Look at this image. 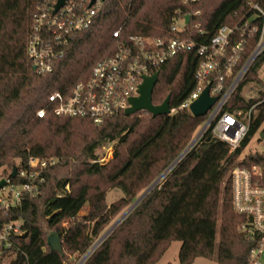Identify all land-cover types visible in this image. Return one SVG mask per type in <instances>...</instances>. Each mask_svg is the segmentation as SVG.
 <instances>
[{"label": "trees", "instance_id": "16d2710c", "mask_svg": "<svg viewBox=\"0 0 264 264\" xmlns=\"http://www.w3.org/2000/svg\"><path fill=\"white\" fill-rule=\"evenodd\" d=\"M45 3L0 0V178L18 185L26 178L10 176L13 166L28 170L30 156L56 160L39 173L43 181L37 182L34 196L23 194L7 212L0 210V229L10 221L20 223L21 232L11 237L6 252L15 254L9 264H76L120 210L187 147L208 116L182 109L156 116L145 110L129 115L120 111L99 123L50 112L38 117L39 108H48L49 93L66 94L75 82L85 80L98 59L113 53L119 39L167 35L172 20L186 13L192 16L184 35L198 43H208L223 25L236 27L233 41L244 30V50L233 76L259 39L264 13V0H104L93 23L73 33L53 69L37 73L26 44ZM244 23L256 31L247 36ZM119 27L115 38L112 32ZM198 62L191 49L161 63L152 103L169 96V107H177L195 86ZM263 65L261 53L221 109L245 113L262 100L239 146L228 153V145L212 134L211 122L82 264H155L173 240L180 242L179 264L197 257L219 264L248 263L253 240L240 230L246 218L232 206L229 171L264 120ZM251 83L258 96L246 98L243 88ZM107 145L111 156L100 160L99 150ZM112 188L122 196L107 203ZM51 232L59 233L62 254L48 247Z\"/></svg>", "mask_w": 264, "mask_h": 264}, {"label": "built area", "instance_id": "2783aa9c", "mask_svg": "<svg viewBox=\"0 0 264 264\" xmlns=\"http://www.w3.org/2000/svg\"><path fill=\"white\" fill-rule=\"evenodd\" d=\"M103 1L94 0L91 3V0H65L54 13L52 11L56 0H47L42 5L41 12L35 15L33 32L26 44V55L37 73H47L53 69L55 59L62 53V48L73 33L87 29L93 23ZM193 14L199 13L196 11ZM185 15L189 16L187 22ZM191 16L189 13L176 16L170 24L168 34L161 37L128 35L125 39H119L113 53L98 59L85 80L75 82L66 94L59 90L49 93L48 108H39L36 115L43 117L50 112L56 116L86 117L99 123L104 117L129 106L128 99L138 95V86L144 75L156 72L161 63L178 52L194 49L199 57L194 74L195 86L177 107H169L168 114L182 109L189 111L192 101L209 85V94L216 97V100L206 113L207 126L213 122L212 134L228 145V153L234 151L246 136L250 123L258 115L257 105L262 100L255 102L245 113L233 114L221 112V109L252 61L264 53V13L259 39L233 76V69L244 50V30L240 29V38L233 41L231 36L236 27L223 25L208 43H198L184 35ZM243 26L247 30V36L256 31V27L248 23ZM195 27H198V23H195ZM112 35L119 38L120 27ZM229 78L230 81L226 84ZM255 136L258 140H264V120L253 135ZM247 155L251 159H246ZM237 160L229 171L231 203L234 210L246 218L240 224V230L245 231L253 240L247 264H264V144L260 151L251 150L245 153L241 161ZM54 161L56 160L52 158L30 156L29 169L16 170V175L26 180L14 185L9 179H5L0 187V210L7 212L19 202L23 194L34 196L38 188L37 182L43 181L39 173ZM20 232L18 221H10L0 229V264H9L10 258L15 257V254L10 257L6 252L12 246L11 237Z\"/></svg>", "mask_w": 264, "mask_h": 264}, {"label": "water", "instance_id": "95a60500", "mask_svg": "<svg viewBox=\"0 0 264 264\" xmlns=\"http://www.w3.org/2000/svg\"><path fill=\"white\" fill-rule=\"evenodd\" d=\"M94 0H91V3ZM65 0H56L53 13L56 12L63 4ZM185 22L188 21L189 16L185 15ZM34 68V67H33ZM158 72H154L151 75H144L142 81L138 86V95L130 97L128 99L129 106L123 110L124 114H133L139 110H145L152 114V116L163 115L169 113V96H166L162 103L154 105L152 103V90L157 81ZM216 97H212L209 94V85H206L200 95L192 101L189 106V111L193 116H201L207 113V111L214 104ZM207 126V120L203 123L200 130L197 132L196 136L190 141L187 147L178 155V157L145 189L140 193V195L132 202V204L108 227L104 233L94 242V244L88 249V251L82 256L77 264H81L90 252L121 222V220L139 203V201L151 190V188L159 182V180L169 171V169L190 149V147L195 143L197 138L205 130ZM263 137L262 132L259 133ZM16 166L11 169L10 176H15ZM4 178L0 179V187L4 184ZM47 245L52 251H56L60 254L62 251V243L59 233L51 232L47 236Z\"/></svg>", "mask_w": 264, "mask_h": 264}, {"label": "rangeland", "instance_id": "374dc122", "mask_svg": "<svg viewBox=\"0 0 264 264\" xmlns=\"http://www.w3.org/2000/svg\"><path fill=\"white\" fill-rule=\"evenodd\" d=\"M264 68V65L259 69V74L261 75V70ZM243 95L244 97H257L258 95L256 94L254 88H253V83L245 86L243 88ZM200 125L197 127V129L195 130V134L193 135L192 139L196 136L197 132L200 130ZM199 138V137H198ZM197 138V139H198ZM264 144V140H258L257 137H253L252 139H250V141L247 143V145L244 146L243 149V154L245 155V153L251 151V150H257L260 151L262 148V145ZM111 150L112 147L109 145L102 147L99 152L102 155V159L100 160H104L106 161L110 156H111ZM241 153V155H239V159L237 160V162L240 160L241 158H244V155ZM56 161H54L53 164H55ZM3 178V177H1ZM0 178V179H1ZM156 179V178H155ZM5 180V179H4ZM160 181V180H159ZM142 193V191H141ZM138 195H140V192L138 193ZM122 196L121 191L118 188H112L109 191H107L106 193V199L105 201L107 203L113 202L117 199H119ZM132 203H130L129 205L123 207L120 212L111 220V222L108 224V226L105 228V230L110 227L112 225V223H114V221L131 205ZM104 233V232H103ZM179 246H180V242L173 240L170 242L168 248L166 249V251L163 253V255L159 258V260L155 263V264H179L178 262V250H179ZM79 261V260H78ZM77 261V262H78ZM3 264V263H1ZM77 264V263H76ZM190 264H219L217 263L214 259H207V258H203V257H197L195 258Z\"/></svg>", "mask_w": 264, "mask_h": 264}, {"label": "bare ground", "instance_id": "6f19581e", "mask_svg": "<svg viewBox=\"0 0 264 264\" xmlns=\"http://www.w3.org/2000/svg\"><path fill=\"white\" fill-rule=\"evenodd\" d=\"M171 24V23H170ZM190 24H191V22H190ZM188 25V24H187ZM187 25H186V27H187ZM193 26V25H192Z\"/></svg>", "mask_w": 264, "mask_h": 264}]
</instances>
